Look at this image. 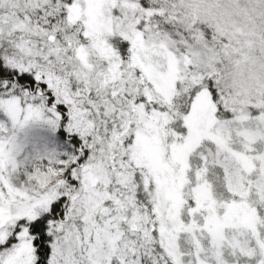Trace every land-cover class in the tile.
Segmentation results:
<instances>
[{"label": "snow or ice", "instance_id": "snow-or-ice-1", "mask_svg": "<svg viewBox=\"0 0 264 264\" xmlns=\"http://www.w3.org/2000/svg\"><path fill=\"white\" fill-rule=\"evenodd\" d=\"M176 3L0 0V264H264V99ZM220 5L264 27V0ZM33 123L67 151L24 159Z\"/></svg>", "mask_w": 264, "mask_h": 264}, {"label": "trees", "instance_id": "trees-1", "mask_svg": "<svg viewBox=\"0 0 264 264\" xmlns=\"http://www.w3.org/2000/svg\"><path fill=\"white\" fill-rule=\"evenodd\" d=\"M220 12V0H177L174 17L177 27L185 31L196 34L203 28H214L227 39L224 48H220L219 43L213 46L217 50L214 67L221 75L222 87L230 94L248 76L245 68L249 61L256 57L264 58V27L238 16L225 24ZM193 49L199 57L206 58L212 54L202 39L193 42ZM261 99L264 98H259V101ZM56 138L65 144L67 151V139H62L59 131Z\"/></svg>", "mask_w": 264, "mask_h": 264}, {"label": "rangeland", "instance_id": "rangeland-1", "mask_svg": "<svg viewBox=\"0 0 264 264\" xmlns=\"http://www.w3.org/2000/svg\"><path fill=\"white\" fill-rule=\"evenodd\" d=\"M243 80L239 82L241 86L235 88L234 93L231 92L230 97L237 102L238 106H244L253 101H259L258 97H245L243 91ZM233 93V94H232ZM58 131L50 130L46 124L33 123L29 125L24 132L20 133V139L25 143L23 153L24 159L31 161L34 165L38 164L42 159L47 158L53 153H61L65 151V144L57 141ZM52 138V140L50 139ZM32 168L28 169L31 172ZM20 180L26 179L25 175H21Z\"/></svg>", "mask_w": 264, "mask_h": 264}, {"label": "clouds", "instance_id": "clouds-1", "mask_svg": "<svg viewBox=\"0 0 264 264\" xmlns=\"http://www.w3.org/2000/svg\"><path fill=\"white\" fill-rule=\"evenodd\" d=\"M245 71L248 73L242 85L245 97L264 98V58L251 59Z\"/></svg>", "mask_w": 264, "mask_h": 264}]
</instances>
